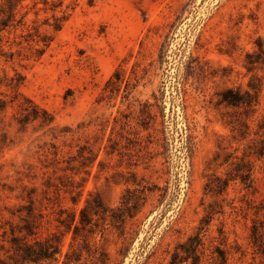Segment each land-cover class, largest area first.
Returning a JSON list of instances; mask_svg holds the SVG:
<instances>
[{
  "label": "rangeland",
  "instance_id": "rangeland-1",
  "mask_svg": "<svg viewBox=\"0 0 264 264\" xmlns=\"http://www.w3.org/2000/svg\"><path fill=\"white\" fill-rule=\"evenodd\" d=\"M172 262L264 264V0H0V264Z\"/></svg>",
  "mask_w": 264,
  "mask_h": 264
},
{
  "label": "trees",
  "instance_id": "trees-1",
  "mask_svg": "<svg viewBox=\"0 0 264 264\" xmlns=\"http://www.w3.org/2000/svg\"><path fill=\"white\" fill-rule=\"evenodd\" d=\"M247 97H250V94L249 93H247ZM236 102H238V100H235V98H234V100H231L230 104H234ZM241 103H243V104H245L247 106H251L252 101H249L248 99H245V100L241 101ZM240 179H241V181H242L243 184H246L247 175L246 176H244V175L240 176ZM83 215H84V211H82V216ZM81 222L82 223H85L83 219H81ZM187 257H189V256H187ZM222 258L226 261L225 254L222 255ZM193 259H194V257H193ZM171 264H175V263L172 262Z\"/></svg>",
  "mask_w": 264,
  "mask_h": 264
}]
</instances>
